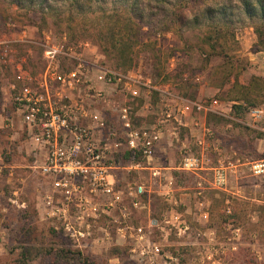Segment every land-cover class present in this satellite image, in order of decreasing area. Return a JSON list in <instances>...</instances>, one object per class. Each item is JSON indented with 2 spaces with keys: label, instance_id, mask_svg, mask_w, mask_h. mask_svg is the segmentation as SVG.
<instances>
[{
  "label": "rangeland",
  "instance_id": "1",
  "mask_svg": "<svg viewBox=\"0 0 264 264\" xmlns=\"http://www.w3.org/2000/svg\"><path fill=\"white\" fill-rule=\"evenodd\" d=\"M39 1L0 0V41L8 42V58L5 63L0 62V159L9 167L0 175V264H78L61 256V250L69 249L82 250L92 264H140L130 252L132 239H123L115 233L116 224L111 220L118 215L102 217L96 225L91 223L92 237L84 243L70 240L56 223L44 218L40 211L39 180L26 168L28 147L12 115L9 84L16 79L15 66L22 64L36 74L43 66L44 37L54 41L65 37L71 45L88 43L87 59L96 60L109 69L138 70L143 80L189 101L218 99L228 104L240 96L239 85H245L240 82L245 83L252 75L264 78V50H257L253 27L243 20L234 24L235 42L226 55L222 53L206 60L203 51L207 46L197 38L201 30L183 26L179 38L166 26L171 13L153 8L145 11L140 43L129 54L131 63H125L111 50L110 42L101 38L100 22H84L80 18L71 22L64 0H49L47 5L56 12L49 14L45 21L39 20L28 12ZM92 5L96 9L104 8L106 17L113 6L111 0ZM149 33L151 40L147 42L145 35ZM236 76L240 82H236ZM251 91L252 99L258 96L257 90ZM257 92L264 93V88ZM158 99V93H154L152 108L138 111L134 120L136 126L155 122ZM258 99L257 107L264 106L260 103L264 96ZM234 106L229 113L222 112L225 116H207L214 137L201 128L196 137L191 138L181 128L176 131L177 141L170 137V145L166 139L159 145L155 160L157 166L174 168L187 154L203 155V168H206V164L218 165V158L232 164L239 159L244 164L242 172L237 179L233 174L228 178L229 192L210 190L207 181L211 177L206 172L200 173L201 178L173 172L175 190L170 202H166L148 171L119 175L123 180L144 183L148 192L143 202L149 201L150 207L129 209L127 224L144 225L148 215L167 220L180 215L187 225L184 233L164 224L160 230L153 229L150 238L161 248L160 264H264V178L253 176L250 171L253 161L264 159V117L257 121L249 118L246 122L257 128L246 127L231 119L240 118L243 122L245 119L243 113L238 117ZM223 128L225 131L221 130ZM198 140L203 141L204 151L197 145ZM215 140L224 151L222 156L212 160V141ZM165 147L171 151L165 152ZM198 181L202 182L200 187L196 185ZM180 192L186 193V200L182 202Z\"/></svg>",
  "mask_w": 264,
  "mask_h": 264
},
{
  "label": "built area",
  "instance_id": "2",
  "mask_svg": "<svg viewBox=\"0 0 264 264\" xmlns=\"http://www.w3.org/2000/svg\"><path fill=\"white\" fill-rule=\"evenodd\" d=\"M7 44L0 41L1 63L8 58ZM42 44V69L32 74L22 64L15 66L9 92L17 130L28 147L26 168L39 180L44 218L70 240L84 243L92 237L91 223L118 215L111 220L115 233L132 239L136 260L160 264L161 248L150 238L153 229L164 224L184 233L187 225L180 215L168 220L148 215L144 225L127 224L129 209L144 208L148 192L144 183L123 180L116 172L148 171L159 188L164 186L169 169L155 165L159 145L167 134L187 128L192 116L194 127H201L200 116L213 103L183 99L143 80L138 70L119 72L89 60L88 43L71 45L65 37L46 36ZM154 93L159 97L155 122L136 126L138 111L152 108ZM261 112L256 108L251 115L258 118ZM202 165L200 157L187 154L176 170L195 173ZM5 169L0 159V175ZM250 171L264 178V159L253 161Z\"/></svg>",
  "mask_w": 264,
  "mask_h": 264
},
{
  "label": "trees",
  "instance_id": "3",
  "mask_svg": "<svg viewBox=\"0 0 264 264\" xmlns=\"http://www.w3.org/2000/svg\"><path fill=\"white\" fill-rule=\"evenodd\" d=\"M48 1L40 0L32 10L28 9V12L38 17L39 20L45 21L49 14L56 12V9L47 5ZM64 1H67L68 19L71 22H75L76 18L84 22L88 20L100 22V29L103 30L101 38L104 42H110L111 50L118 54V58L124 59L125 63H131L129 54L140 43V31L143 28L142 21L145 11L153 8L171 13V19L168 20L166 26L167 29L174 30L179 38H181L180 30L183 26L201 30L197 38L200 39L202 45L207 46V49L203 51L206 60L220 56L222 53L226 55V52L230 50L229 47L235 42L234 24L243 22V20L253 27L257 50H264V0H111L113 6L107 17L104 8L96 9L92 5L107 3V0ZM91 1L92 3L86 6V3ZM161 7L164 9H160ZM98 12L101 13L100 16L98 15L100 18L96 16ZM103 17L107 19L101 21ZM149 35L150 33L145 35L147 42L151 40ZM122 65L126 66L123 63ZM126 67L129 68L131 65ZM234 79L238 82L237 76ZM262 87L264 88V78L257 76L252 78V84L249 86L239 85L240 96L231 99L235 102H242L241 105L234 106L237 113H243L249 107H256L259 104L257 98L264 96V93L257 91ZM252 89L257 90L255 92L258 95L253 99L251 98ZM260 103L264 104V101ZM125 158L128 157L125 156ZM60 252L66 260H73L78 264H92L82 250L69 249Z\"/></svg>",
  "mask_w": 264,
  "mask_h": 264
},
{
  "label": "crops",
  "instance_id": "4",
  "mask_svg": "<svg viewBox=\"0 0 264 264\" xmlns=\"http://www.w3.org/2000/svg\"><path fill=\"white\" fill-rule=\"evenodd\" d=\"M253 77L254 76L252 75L245 83L240 82L239 81V77H238V82H240L241 84H245V85H248L249 86L250 84H252V78ZM195 102H199V103H202V104H205V105L206 104H211V103H213V104L211 106V109L208 112L206 111L207 113H202L201 114V116H200V126L201 127H197L198 129H195V127L193 125L194 124V122H193V116L190 117L189 120L187 121V123H188L187 124L188 125L187 128L186 127H181L191 138H193V136L197 135L201 131V128H203V129L205 128V131H207V134H208V132H211V134H208V136H210V137L213 136L214 137V129H212V126L210 124H208V120H206L207 119V116L208 115H219V114H221V116H225L224 113H229V111L232 110L234 104H236V105H241L242 104L241 101L240 102L229 101L228 104H225V103L221 102L218 99H212V100L210 99L209 102L203 101L204 103L201 102V101H195ZM256 108H261L262 109V112H261V114H260V116L258 118H253L252 115H251V111L253 109H256ZM223 111H224V113H222ZM239 115L242 116V113L239 112L238 113V117H239ZM243 115H244V118H245V119H243L244 122L240 118L239 119H236V118L234 119L232 117L231 119L234 122H236V123H241V124L245 125L246 127L248 126L249 128L250 127L257 128V126H255V125L253 126V124L247 123L246 121L249 118L251 120H253V121H257L259 118L264 117V106H262V107H260V106L259 107H257V106L256 107H249L247 110L243 111ZM181 128H178V131H180ZM221 130L222 131H225V128H223ZM197 131H199V132H197ZM177 136H178V133L177 132H176V134L169 133V134H167V136L164 138V140L162 142H164L165 139H166L168 141L167 144L170 145L171 144L170 143V140H169L170 137H173L177 141V139H176ZM198 139H199V137H198ZM212 142H213V150L211 152L212 158L211 157L210 158L213 160V158L215 156H222L221 154L224 151V147H219L220 146L219 144L216 145L218 143L217 140L212 141ZM181 145H183V144H181ZM197 145L198 146H201V150L204 151L203 141L198 140L197 141ZM168 150H170L168 147H165L164 148V151L165 152H167ZM202 156L203 155H201L200 158L202 159V163H203V157ZM208 161L209 160L207 159L206 162H208ZM217 162H218V165H215V166L212 165V163H211V165L210 164L209 165L206 164V166H208L206 168H203V165H202V169L200 171L195 172V173H188V172L177 171L176 168L178 166L177 167H174V168L173 167H166L169 170L165 171V173H164L166 175L167 179L165 181V184H164V182H162V185L164 184V186H161L160 187V194H163L164 195L168 190H170L171 191L170 197L169 198H165L164 197V199H165L166 202H170V198L173 197L172 195H173V192L175 190V188H174L175 186H174V176H173V172H182V173H186V174H192V175H194V176H196L198 178H201L200 177V173L201 172H206V175H210V177H211L209 179V181H207V184L210 185V187H209L210 190L213 191V190L216 189V190H220L222 192H229L228 190H229L230 183L228 181V178H230V176H232V174H233L234 176L235 175L237 176V177L235 176L236 179H237L238 176H240V173L242 172V166L244 164L243 163H240V160L239 159H237L236 160V163H234V164H232V163H226L221 158H218ZM116 174H117V176L121 175V173H119V172H116ZM170 181H172L171 187L167 185V183H169ZM238 182L239 181H237V184L236 185L238 186V188H240V185H239ZM201 184H202L201 181L196 182V185L199 186V187L201 186ZM178 188H179V190H182L181 187H178ZM201 189H203V188L201 187ZM206 189H208V188H206ZM179 195H180V200H179L180 202L186 200V193L180 192ZM213 201L214 200H212L211 202H213ZM254 201H256L258 203L261 202L259 200H254ZM225 202H227V201H225ZM143 207L149 208L150 207L149 201H147L146 203H144V206ZM40 211L43 214L44 209H41Z\"/></svg>",
  "mask_w": 264,
  "mask_h": 264
}]
</instances>
